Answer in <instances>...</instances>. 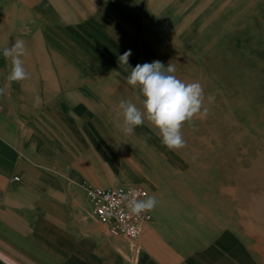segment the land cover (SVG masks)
I'll return each mask as SVG.
<instances>
[{
	"label": "crops",
	"instance_id": "1",
	"mask_svg": "<svg viewBox=\"0 0 264 264\" xmlns=\"http://www.w3.org/2000/svg\"><path fill=\"white\" fill-rule=\"evenodd\" d=\"M150 1L0 0V86L10 70L3 49L16 39L31 73L0 97V253L14 264H264L241 190L209 169L192 174L153 128L124 135L114 125L119 102L104 86L120 78L105 74L121 67L120 36L152 19ZM159 3L160 15L170 3L182 19L183 0ZM126 153L134 167L105 168L125 165ZM128 184L159 200L136 239L111 233L84 188Z\"/></svg>",
	"mask_w": 264,
	"mask_h": 264
},
{
	"label": "rangeland",
	"instance_id": "2",
	"mask_svg": "<svg viewBox=\"0 0 264 264\" xmlns=\"http://www.w3.org/2000/svg\"><path fill=\"white\" fill-rule=\"evenodd\" d=\"M164 1H150L152 19L141 34L120 36L121 46L125 44L132 52L131 67L154 60L165 66L172 63L179 79L198 81L206 97H215L206 119L184 124L181 131L186 146L178 151L192 174L209 169L217 180L233 185L235 194L242 191L245 224L249 217L244 210L257 200L262 201L264 215V0H199L194 5L193 0H183L178 6L182 19H175V5L170 3L167 15H160L163 4L159 2ZM120 65L105 74L119 77L120 84H105V92H113L116 102L127 99L139 107L137 90L127 84L129 73ZM137 128L153 127L145 121ZM120 159L125 165L105 168L122 173L134 167L126 164L127 153ZM246 228L262 239L264 252V234Z\"/></svg>",
	"mask_w": 264,
	"mask_h": 264
},
{
	"label": "clouds",
	"instance_id": "3",
	"mask_svg": "<svg viewBox=\"0 0 264 264\" xmlns=\"http://www.w3.org/2000/svg\"><path fill=\"white\" fill-rule=\"evenodd\" d=\"M5 60L10 61V70L5 76V83L0 86V97L6 95L13 82H22L31 78V73L25 67V57L28 55L26 41L16 39L11 46L5 47L2 52ZM131 50L125 51L119 57V63L124 65L125 72L129 74L126 82L137 90V100L140 106L131 100L121 99L120 111L117 113L114 125L124 135L134 134L137 126L148 121L161 143L170 151L179 150L186 146V140L182 134L184 124L192 123L195 119H206L209 115V107L215 97L205 95L201 83L186 82L179 79L176 67L170 63L165 66L163 62L154 60L151 63L129 65ZM41 99L35 97L34 107H39ZM122 117V120H121ZM126 206L135 216L153 211L159 204L155 195L146 199H139L132 194L122 197ZM0 259L5 264H14L9 258L0 253Z\"/></svg>",
	"mask_w": 264,
	"mask_h": 264
},
{
	"label": "built area",
	"instance_id": "4",
	"mask_svg": "<svg viewBox=\"0 0 264 264\" xmlns=\"http://www.w3.org/2000/svg\"><path fill=\"white\" fill-rule=\"evenodd\" d=\"M17 179L15 178V180ZM84 188L92 213L115 235L136 239L140 236L144 224L152 219L150 212L142 213L139 217L131 214L126 202L122 199L123 195L126 194H132L139 199H146L148 191L142 186H84Z\"/></svg>",
	"mask_w": 264,
	"mask_h": 264
},
{
	"label": "bare ground",
	"instance_id": "5",
	"mask_svg": "<svg viewBox=\"0 0 264 264\" xmlns=\"http://www.w3.org/2000/svg\"><path fill=\"white\" fill-rule=\"evenodd\" d=\"M261 202V200H257L254 204L249 207V209L244 210V213L247 214L249 217L248 220L245 222V225L264 234V230L262 228V222H264V215L262 213V208H260Z\"/></svg>",
	"mask_w": 264,
	"mask_h": 264
}]
</instances>
